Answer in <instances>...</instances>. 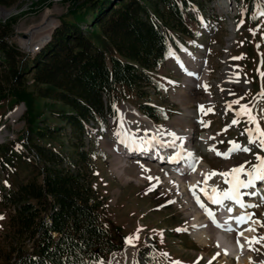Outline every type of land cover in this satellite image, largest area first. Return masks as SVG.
<instances>
[{"label": "trees", "instance_id": "16d2710c", "mask_svg": "<svg viewBox=\"0 0 264 264\" xmlns=\"http://www.w3.org/2000/svg\"><path fill=\"white\" fill-rule=\"evenodd\" d=\"M192 1L70 0L71 19H59L31 55L6 44L10 27L0 25V100L23 102L29 127L20 143L35 163L30 178L0 194V204L10 209L8 264H97L125 244L119 228L109 232L101 220L92 187V139L113 116L115 86L132 91L148 118L165 117L146 97L169 43L176 45L174 38L190 36L197 25L193 11L201 10ZM34 98L51 105L33 110ZM138 251L156 258L154 247Z\"/></svg>", "mask_w": 264, "mask_h": 264}, {"label": "rangeland", "instance_id": "374dc122", "mask_svg": "<svg viewBox=\"0 0 264 264\" xmlns=\"http://www.w3.org/2000/svg\"><path fill=\"white\" fill-rule=\"evenodd\" d=\"M9 1L8 4H0V25L7 24L10 27L7 36L17 46L19 44L23 47L32 42L40 31H44L53 23V20L59 22V19H71L67 13L72 6L70 0ZM199 4L202 6L199 7ZM192 5L193 8L198 7L201 10L197 17V25L191 26L190 36H184L181 40L175 38L179 42V49L172 48L171 53L153 72L156 87L149 88L146 97L151 106L162 109L161 114L165 117L154 122L143 116L136 110L140 99L132 91L115 86L112 91L114 117L108 119V125L103 130L99 132L93 130L95 134L92 140L96 148L92 157L94 164L92 187L99 201L101 220L109 232H114V227H118L119 232L125 237L132 236L137 233V229H141L134 246L124 245L120 250L110 252L101 264H173L174 261H179L180 264L197 262L209 264V261L212 264H224L220 256L216 255L221 251L213 244L212 238L207 242H201L196 239L197 236L194 237L197 232L189 225L190 219L184 211L183 204L177 201L167 184L162 183L161 177H158L159 182L155 179L120 180L112 160L115 150L113 147L120 145L116 142L124 137L123 130L127 131L124 111H133L136 117L143 120V131H147L152 123L157 127H165L177 122L184 115H189L192 122L191 145L193 149L195 148L194 151L198 152L193 159L195 167L204 163L210 172L221 173L241 164L251 170L252 166L258 163L256 156L264 157L259 140L255 144H249L246 132V129H254L256 124L249 122L247 115L237 116L241 105H248L251 115L256 118L260 128L264 129V106L263 110L259 109V104H264V96L259 95L264 89V76H261V73H264V15H260L261 11H264V0H256L251 6L243 0H196L192 1ZM45 14L48 15L47 24L42 23ZM186 49L192 51V56L203 55L202 59L206 62L200 61L201 66L198 65L195 75L185 78L184 81L181 70L176 67L177 59L190 53L175 56L173 54ZM171 56L173 57L170 59ZM237 57L242 58L234 59ZM203 62L205 67L202 66ZM228 71L236 74L240 82L230 81ZM206 75L205 81L200 80V77ZM185 85L193 88L189 89L192 101L182 105L180 99L174 97V93L181 92ZM204 85H207V90ZM27 90L31 91V87L28 86ZM236 100H239L238 104L233 103ZM43 103H46V107L51 105L50 101L34 98L32 109H40ZM200 106H203V112ZM234 119L238 120V123L233 124ZM27 120L26 108L22 101L15 103L10 96L0 100V135L4 136L0 142V194L5 188L25 181L34 173L35 163L27 156L28 151L25 152V147L20 143L29 127ZM201 121L207 126H202ZM129 125H132L130 130H140L139 127H133L134 123ZM117 133H120L119 137ZM203 135L207 136L205 143L202 141ZM213 137L214 139H211ZM62 141L66 145L67 138H63ZM229 141L248 147L250 151H236L225 159L208 151L209 146L214 145L219 152H226L225 149L231 146ZM130 152L133 155H142L148 161L160 158L165 160L161 155L149 159L143 152ZM124 154H128V151ZM199 154L202 156L201 160L196 159L199 158ZM227 161L231 164L227 165ZM211 184L213 187L220 186L221 190L228 187L219 175L214 176ZM152 185L155 187L149 191ZM9 212L8 207L0 204V217H3L0 219V264H8L5 246L9 237L6 226ZM250 213L261 223L257 224L252 236L245 240L248 248L244 254L249 259L244 264H261L264 262V240L253 242L251 246L247 241L254 237H264L262 226L264 201L251 208ZM176 229L187 231L178 232ZM26 245L29 246V243ZM146 245L150 249L155 248L156 258L142 257L137 248ZM162 253H167V258L161 255ZM225 257L226 264H237L232 256Z\"/></svg>", "mask_w": 264, "mask_h": 264}, {"label": "bare ground", "instance_id": "6f19581e", "mask_svg": "<svg viewBox=\"0 0 264 264\" xmlns=\"http://www.w3.org/2000/svg\"><path fill=\"white\" fill-rule=\"evenodd\" d=\"M47 20H48V15L45 14L44 21L42 23L47 24ZM48 24H50V20L48 21ZM188 52L190 54L178 58L176 64V67L180 69L182 72L184 81H186L185 78H190L191 76L195 75L198 65L201 66V64H199L200 61L204 60L202 59L203 55H201L200 57V54L197 55L193 54L195 56H192V51L189 49H186L184 52H179L175 55L178 54L184 55ZM204 61L206 62V60ZM203 64L202 66L205 67L204 62ZM189 73H192V75H189ZM227 73L229 74L230 81L240 82L236 74L231 73V71H228ZM206 78L207 75L202 78L200 77V80L202 79L205 81ZM197 82H199V80H197ZM189 89L190 87L188 85H185L182 88L181 92L174 93V97L180 99V103L182 105H185L189 101H192L190 90H192L193 88H191L190 90ZM263 106L264 104L262 103L259 104L260 111L263 108ZM20 108L21 107H19V109ZM123 116L125 119V125L127 127V131H125L127 137L150 138V139L155 137L156 138L155 141L159 144V147L161 149L158 155L162 156V154L166 152L165 149H167V147H165V144L167 143V141L170 140L172 142L174 139L172 136L167 134L169 132H172L176 134V137L182 138V139H176L175 143L173 144L177 147H180L182 149V152L185 153L186 156L182 158L180 162L177 163L170 162V160L166 157L165 160L164 158L162 159L160 158V160L148 161L146 158H143L142 155H133L129 151V149L127 148L125 149V147L119 143L120 145L113 147V149L115 150H113L114 158L112 157L113 158L112 163L120 180L127 181L129 179H133L135 181H139L143 179H148V177H161L160 179L163 181L162 183L167 184V186L173 191L177 201L183 204L184 211L186 212V215L189 216L190 219L189 225H191L193 230H196L197 232V234H195L194 237L197 236L196 239L201 242H207L210 238L215 239L217 245L221 249L220 251L223 253L222 254L221 252H219V256H220V260L224 264H226L227 262L226 259L227 257H225V255L232 256L237 264L246 263L249 257H246L244 254L248 248L245 240H247L248 237L252 236V234L255 232L258 224L255 221L260 222V220L251 218L245 224H241L237 226V224H235V220L230 219V217H237L243 215L242 212L244 211L245 207H241L240 205L231 201H224V205L221 206L222 211L220 214V218L222 219L221 222L224 225H226V227L230 225L233 229H235V231L229 232L225 230L226 228L225 226L221 225L222 227H217L216 224L211 223V220L209 219L205 211L196 204L192 192L189 190L190 186L192 185L197 186L195 188V191L196 194L199 196V194L202 193L200 189L203 188L205 190H208L213 187V184H211V182L214 180V176H211L207 180V183L205 184L202 182L204 180V176H202V173L203 174L211 173L209 171L210 169H207L204 163L203 165L200 166L198 165L197 167H195V171H193L192 168L188 166L190 160H193L194 157L198 155L197 154L198 152L196 150L194 151L195 148L193 149L191 145L192 137L190 136L191 134L190 129H192V125H191L192 122L190 120L191 119L190 116L184 115L183 117L179 118L177 122H172L170 123V125L165 127L162 126L157 127V125L152 123V125L149 126L148 129H146L147 131H143L144 130L143 128L144 126H142L143 120L141 118L136 117L133 111L126 110L123 112ZM132 123H134L133 126L134 128L139 127L140 130H130L131 129L130 127L132 125L130 126L129 124ZM123 125H124V120H123ZM3 137L4 136L0 135V141L3 139ZM200 139L198 140L200 141ZM206 140H207V136L203 135L202 141L205 143ZM108 146L110 147V145ZM126 151H128V154H124ZM188 153H191L192 156L188 157ZM144 154L148 155L149 159H153L154 157L157 156V155L151 156L147 153ZM111 155L113 156L112 152ZM198 157L201 160L202 156H200V154ZM230 164L231 162L227 161V165ZM141 165H143L144 167L142 168ZM144 168L149 169V171H144ZM247 179L248 177L244 178L243 180H247ZM198 182L201 183L198 184ZM240 192L242 194L249 192L258 193V195L255 196L242 195L241 199L246 205L247 202H250L251 200H257L259 195L260 196L263 195L264 182L255 181L254 188H241ZM228 208L232 209L231 213L227 210ZM226 221L228 222L227 224L225 223ZM248 229H254V231ZM238 233H243V235L239 236L240 245H242L243 247L237 244Z\"/></svg>", "mask_w": 264, "mask_h": 264}, {"label": "snow or ice", "instance_id": "6c2138e0", "mask_svg": "<svg viewBox=\"0 0 264 264\" xmlns=\"http://www.w3.org/2000/svg\"><path fill=\"white\" fill-rule=\"evenodd\" d=\"M260 15H264V11H261ZM253 34H255V32H253ZM242 57H237L234 59H240ZM189 75H192V73H189ZM261 76H264V73H261ZM238 82V81H237ZM205 88V90H207V85L203 86ZM259 95L264 96V89H262L261 93ZM233 103H239V100L234 101ZM231 107V106H229ZM201 111L203 112V106H200ZM208 111H211V109H208ZM206 114V113H205ZM244 114L248 116V120L251 123L256 124V127L254 129H246V132L248 133L249 136V144H255L257 142V140H259V146L262 150H264V129H261L259 126V123L257 122L256 118L254 116L251 115V110L249 109L248 105H241V109L239 112H237V116ZM233 124L238 123V120L234 119L232 121ZM202 126H207L206 124H204L203 121H201ZM226 130V129H225ZM168 135L172 136L174 139L172 141V143H175L176 139H182L179 137H176L175 133L169 132L167 133ZM118 137L120 136V133L116 134ZM153 140H155L156 138L153 137ZM211 139H214L211 138ZM121 143H125V141L123 139L120 140ZM222 142V141H221ZM229 144L231 145V147H229V149L226 152H219L214 145L209 146L208 151L214 152L216 155L218 156H223L224 158H228L229 155L233 152L236 151H241V152H249L250 149L248 147H244L241 146L239 144H236L234 141H229ZM125 146L127 147V144H125ZM192 154L188 153V157H191ZM179 154H177L176 156H172L169 158L170 162H177L179 159ZM197 160L199 158H196ZM256 160L258 161L257 164H254L251 168V170H248L244 167L243 164L239 165L238 167L232 168L231 170H227L221 173H217L216 171H212L211 173L208 174H203L202 176H204V180L202 181L203 183H207V180L211 177V176H216L219 175L220 177L223 178V183L226 185H229L228 188L226 189H219L218 186H214L211 189V193H209L207 190L205 189H200L203 193L205 198L212 204H216V205H224V201H231L234 202L238 205H240L241 207H257V205H253V204H247L245 205L243 200L241 199L242 195H258V193L256 192H249V193H241L240 189L241 188H254L255 187V181H262L264 182V157H261L259 155L256 156ZM189 167L192 168L193 171H195V162L189 163L188 164ZM141 167L143 168L144 166L141 165ZM144 171H149V169L144 168ZM241 176H246L248 177L247 180H242L240 179ZM229 177H231V179H229ZM149 180H153L155 179L157 182H159V178L158 177H148ZM201 182H198V184ZM155 187V185H152V187H150L148 190L151 191L153 188ZM197 186L196 185H192L190 186V191L192 192L193 198L196 202V204L205 211V213L207 214V216L209 217V219L212 221L213 224H216L217 227H222L221 225L216 223L215 220V213L212 212L211 210H209L206 205L202 202V200L200 199V197L196 194L195 188ZM260 199L262 201H264V196H261ZM169 203H174L173 201H169ZM230 213L232 212L231 208L227 209ZM253 214H246V215H241V216H237V217H230V219L235 220V223L237 224V226L246 223L249 219H251V216ZM0 219H3V217H0ZM256 223H261L259 221H255ZM226 224L228 223L227 221L225 222ZM264 226V225H262ZM226 231H235V229H233L230 225H228L225 228ZM251 231H254V229H248ZM139 231H141V229H137V233L133 234L132 236L126 237L125 238V243L127 245H132L134 246V241L139 239L138 233ZM176 231H187V229H176ZM243 235V233H238L237 236V244L240 245V240H239V236ZM261 240H264V237H254L250 240H248L247 242L249 243V245L251 246V244L253 242H260ZM241 247H243L242 245H240ZM255 250V249H253ZM161 255H163L164 257L167 258V253H162ZM216 255H219V253H217ZM213 259H215V257H213ZM173 264H180L179 261H174ZM198 264V262H197ZM209 264H212L211 261H209ZM261 264H264V262H261Z\"/></svg>", "mask_w": 264, "mask_h": 264}, {"label": "built area", "instance_id": "2783aa9c", "mask_svg": "<svg viewBox=\"0 0 264 264\" xmlns=\"http://www.w3.org/2000/svg\"><path fill=\"white\" fill-rule=\"evenodd\" d=\"M54 24L56 23H53L52 25L47 27L44 31H40L41 33H39V35H37L36 38L32 42L27 43L26 46L22 47L19 44L18 46L17 45L16 46L25 53H33V52L38 51L42 47V45L48 40L49 38L48 32ZM3 39L6 44H12V41L9 36H4ZM28 83H31V79L28 80Z\"/></svg>", "mask_w": 264, "mask_h": 264}]
</instances>
